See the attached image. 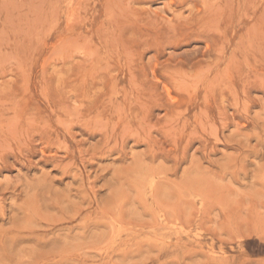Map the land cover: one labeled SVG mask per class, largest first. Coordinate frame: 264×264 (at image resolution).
I'll return each mask as SVG.
<instances>
[{
	"label": "rangeland",
	"instance_id": "1",
	"mask_svg": "<svg viewBox=\"0 0 264 264\" xmlns=\"http://www.w3.org/2000/svg\"><path fill=\"white\" fill-rule=\"evenodd\" d=\"M0 264H264V0H0Z\"/></svg>",
	"mask_w": 264,
	"mask_h": 264
}]
</instances>
